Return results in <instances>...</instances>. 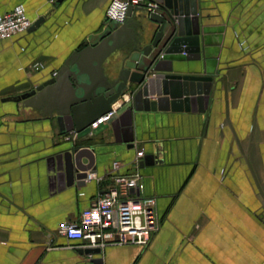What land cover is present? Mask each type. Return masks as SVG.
Segmentation results:
<instances>
[{"label":"crops","instance_id":"obj_1","mask_svg":"<svg viewBox=\"0 0 264 264\" xmlns=\"http://www.w3.org/2000/svg\"><path fill=\"white\" fill-rule=\"evenodd\" d=\"M109 3L0 0V15L22 5L31 25L43 18L0 40V264H264V0H196L200 58L164 59L174 74L211 78L202 110L136 113L131 143L113 121L65 142L54 119L13 99L54 78L104 26ZM72 146L91 149L96 179L63 188L50 160ZM140 151L152 158L138 161L140 188L160 223L149 243L94 252L58 235L113 185L112 163L129 175Z\"/></svg>","mask_w":264,"mask_h":264},{"label":"water","instance_id":"obj_2","mask_svg":"<svg viewBox=\"0 0 264 264\" xmlns=\"http://www.w3.org/2000/svg\"><path fill=\"white\" fill-rule=\"evenodd\" d=\"M158 3L161 8L153 12L130 6L123 24L105 17L101 30L66 59L54 78L13 100L40 110L44 119H54L62 136L81 134L121 101V108L129 106L113 120L112 127L124 126L128 143L134 140L136 113L194 112L196 106L202 110L209 101L211 78L174 74L173 60L164 59L183 54L188 61L200 58L196 0ZM134 11L139 12L137 16ZM42 21L37 20L28 30ZM50 161L63 188L85 184L87 172L93 171V152L88 147L72 146ZM151 163L149 156L139 166Z\"/></svg>","mask_w":264,"mask_h":264},{"label":"built area","instance_id":"obj_3","mask_svg":"<svg viewBox=\"0 0 264 264\" xmlns=\"http://www.w3.org/2000/svg\"><path fill=\"white\" fill-rule=\"evenodd\" d=\"M130 6L143 7L153 12L161 5L152 0H110L105 17L111 22L123 24ZM31 23L22 5L15 6L11 11L0 15V40H8L28 30ZM43 68L42 64L32 66L34 71ZM56 76V73L53 74ZM125 98L124 102H127ZM121 102V101H120ZM113 105L110 112L101 116L81 134L68 133L63 135L65 142H75L79 137L90 139L102 126L109 124L118 117L121 110ZM144 152L136 153L135 171L129 175L115 174L120 163H112L113 185L86 209L80 212L73 221L62 222L57 229L58 235L69 241H84L90 248L106 246H146L151 237L159 230V217L156 198L142 194L140 182L142 176L138 172V161ZM96 179L92 171L87 172L85 182Z\"/></svg>","mask_w":264,"mask_h":264},{"label":"bare ground","instance_id":"obj_4","mask_svg":"<svg viewBox=\"0 0 264 264\" xmlns=\"http://www.w3.org/2000/svg\"><path fill=\"white\" fill-rule=\"evenodd\" d=\"M120 103H121V102H118V103L116 104V106H118Z\"/></svg>","mask_w":264,"mask_h":264}]
</instances>
